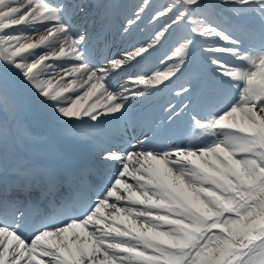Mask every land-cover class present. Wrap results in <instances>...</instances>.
<instances>
[{
	"label": "snow or ice",
	"instance_id": "obj_1",
	"mask_svg": "<svg viewBox=\"0 0 264 264\" xmlns=\"http://www.w3.org/2000/svg\"><path fill=\"white\" fill-rule=\"evenodd\" d=\"M95 7L106 18L110 5ZM87 14L81 0H0V171L13 173L0 190V264H264V0H141L116 53L103 21L94 35L79 22ZM9 74L94 145L130 101L182 78L163 126L187 116L193 139L154 129L77 167L54 146L26 156Z\"/></svg>",
	"mask_w": 264,
	"mask_h": 264
},
{
	"label": "bare ground",
	"instance_id": "obj_2",
	"mask_svg": "<svg viewBox=\"0 0 264 264\" xmlns=\"http://www.w3.org/2000/svg\"><path fill=\"white\" fill-rule=\"evenodd\" d=\"M26 116H27V113H26ZM1 117L3 118L4 117V113H1ZM9 117H11V115H9ZM22 118H23V116H22ZM24 122V125L27 127L28 126V123H26L25 121H23Z\"/></svg>",
	"mask_w": 264,
	"mask_h": 264
}]
</instances>
